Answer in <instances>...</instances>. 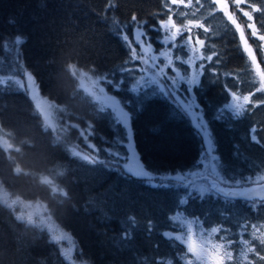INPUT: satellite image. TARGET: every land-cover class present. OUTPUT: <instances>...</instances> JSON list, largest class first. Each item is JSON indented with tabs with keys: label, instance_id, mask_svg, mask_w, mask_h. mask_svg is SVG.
<instances>
[{
	"label": "trees",
	"instance_id": "trees-1",
	"mask_svg": "<svg viewBox=\"0 0 264 264\" xmlns=\"http://www.w3.org/2000/svg\"><path fill=\"white\" fill-rule=\"evenodd\" d=\"M226 1L228 7L214 0H0V77H7L0 81V184L20 199L43 201L90 264H178L184 246L166 236L176 212L220 226L234 249L242 241L264 249L254 232L264 223V204L253 209L238 199L198 198L109 165L126 158L130 132L147 172L200 170L202 137L157 84L141 83L132 55L138 36L161 48V25L170 20L200 24L192 35L202 42L201 73L189 93L208 126L221 178L264 176V90L241 37L264 69V11L252 13L256 36L243 16L249 5L264 8V0ZM70 64L101 80L126 110L128 126L79 86ZM17 67L53 103L60 131L46 127L14 79ZM232 94L250 95L239 114L224 109ZM15 217L0 201V264H68L45 231ZM255 255L253 264H264Z\"/></svg>",
	"mask_w": 264,
	"mask_h": 264
},
{
	"label": "rangeland",
	"instance_id": "rangeland-1",
	"mask_svg": "<svg viewBox=\"0 0 264 264\" xmlns=\"http://www.w3.org/2000/svg\"><path fill=\"white\" fill-rule=\"evenodd\" d=\"M214 1L221 7L227 6L226 0ZM232 2L235 3V0H232ZM196 26H200V24L196 22L178 27L174 26L170 20L164 21L161 25V31H163L161 48L155 49L146 39L138 36L132 46V52L135 50L136 58L141 64L143 71L141 83L144 85L148 83L157 84L168 99L188 117L200 137H202L203 150L200 156V170L182 175L179 173H160L155 175L147 172L139 160L138 153L134 150L130 132L127 139L128 154L126 158L116 164L109 163V165L121 167L128 173L143 177L148 183L186 188L187 191H190L198 198L209 196L213 199L228 200V198H223L213 189L215 182L222 188L244 189L250 185L258 186L263 184L264 176L257 179L246 177L245 180H236L235 182L224 180L220 176L218 158L214 153L208 126H206L203 115H201L199 105L189 93L191 88L198 84L201 73L200 48L202 42L192 35V31ZM242 38L243 47L249 53L250 59H252L253 67L258 74L259 80H261V88L264 90V69H262L258 59H256L254 48L248 44L244 36ZM262 48L264 49V43ZM69 67L76 78H78L79 86L97 101L98 106L101 109H111L116 119L128 126L129 119L126 110L121 107L115 97L107 94L106 87L101 85V80L96 77H90L84 70H79L73 64H70ZM17 70V77H14V79L18 80L28 93L46 127L54 132L56 130L60 131V127L55 122L56 113L53 103L40 95L36 82L28 71H24L21 67H17ZM29 76L31 80H29ZM5 79L7 77H0L2 82ZM245 97L248 99L245 100ZM249 101V94H232L224 109L232 114H239ZM1 141L4 142L0 138ZM73 150L83 158L85 156L92 158L88 153L80 152L76 146H73ZM0 201L4 202L10 210H13L15 215H21L23 221L40 231H45L49 240L57 245L65 262L68 264H90L89 261L82 257L76 241L73 240L68 232L57 225L43 201H27L19 197L17 199L16 195L8 193L3 186L0 187ZM248 202L253 209L264 204V200ZM29 217H31V222H29ZM172 221L174 229L166 232V236L177 240L184 246L178 264H249V262L253 264L250 255L254 252L249 251V248H254V246L239 238L242 241V245L234 249L236 241L230 239L229 235L220 226L204 227L203 223L196 217L190 218L178 212L174 213ZM213 229H216V231H213ZM254 232H257L255 236L259 241L264 239V223L256 227ZM239 239L237 240L238 242ZM226 253H230V257ZM165 264H172V262L167 261Z\"/></svg>",
	"mask_w": 264,
	"mask_h": 264
},
{
	"label": "snow or ice",
	"instance_id": "snow-or-ice-1",
	"mask_svg": "<svg viewBox=\"0 0 264 264\" xmlns=\"http://www.w3.org/2000/svg\"><path fill=\"white\" fill-rule=\"evenodd\" d=\"M242 2H244V0H235V3L237 5H239ZM249 9H250L249 11H243V16L244 17H247L248 21H250V22L253 21V15H252L253 12H262V11H264V8L255 7L254 5H249ZM229 18L231 19V16ZM261 19H264V16H262ZM132 20L133 21H136V17L133 16L132 17ZM233 22L235 23V21H233ZM236 27H237V29H240V25L239 24H237ZM247 27L252 30V35L253 36H256L257 35V28L255 27V25L253 23H249L247 25ZM262 27H264V25H262ZM241 36L243 37V32H241ZM125 39H127V37H125ZM259 39L260 40H264V35H260L259 36ZM16 42L17 43H21V40L20 39H17ZM132 55H133V57L136 56L135 50H133ZM209 59H211V57H209ZM29 80H31V77L30 76H29ZM247 99L248 98L245 97V100H247ZM253 139H255V137H253ZM5 147H6V149H11L12 148V145L9 144V143H7V142H5ZM89 147H92V145H89ZM77 155H78V153H77ZM84 159L85 160H88L89 162H94V160H95L94 157L90 158V157H87V156H85ZM182 203H183V201H182ZM29 222H31V217H29ZM213 231H216V229H213ZM177 239H179V237H177ZM260 243L261 244H264V239H262L260 241ZM249 251L256 253V255L259 257V261H264V255H260L259 254L260 251H264V249L249 248ZM226 255H228L230 257V253H226ZM249 264H251V262H249Z\"/></svg>",
	"mask_w": 264,
	"mask_h": 264
},
{
	"label": "water",
	"instance_id": "water-1",
	"mask_svg": "<svg viewBox=\"0 0 264 264\" xmlns=\"http://www.w3.org/2000/svg\"><path fill=\"white\" fill-rule=\"evenodd\" d=\"M214 183L213 189L216 190L223 198H228L231 200H243V201H262L264 200V183L258 186H247L244 189H232V188H222ZM4 204V202H2Z\"/></svg>",
	"mask_w": 264,
	"mask_h": 264
},
{
	"label": "clouds",
	"instance_id": "clouds-1",
	"mask_svg": "<svg viewBox=\"0 0 264 264\" xmlns=\"http://www.w3.org/2000/svg\"><path fill=\"white\" fill-rule=\"evenodd\" d=\"M69 98L71 99V97H69ZM16 151L19 152L20 149L17 148ZM15 172H16V173H21V169H20L19 167H16V168H15ZM0 187H2V185H0ZM59 194L62 195V196H64V197H68V195H69L68 192H67L66 190H60ZM17 199H18V197H17ZM15 219H16L17 221H20V220L23 219V217H22L21 215L18 214V215H16Z\"/></svg>",
	"mask_w": 264,
	"mask_h": 264
},
{
	"label": "bare ground",
	"instance_id": "bare-ground-1",
	"mask_svg": "<svg viewBox=\"0 0 264 264\" xmlns=\"http://www.w3.org/2000/svg\"><path fill=\"white\" fill-rule=\"evenodd\" d=\"M1 203H2V201H1Z\"/></svg>",
	"mask_w": 264,
	"mask_h": 264
}]
</instances>
